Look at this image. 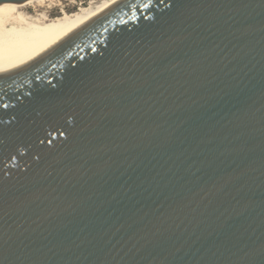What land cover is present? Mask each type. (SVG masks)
I'll list each match as a JSON object with an SVG mask.
<instances>
[{
  "label": "water",
  "instance_id": "obj_1",
  "mask_svg": "<svg viewBox=\"0 0 264 264\" xmlns=\"http://www.w3.org/2000/svg\"><path fill=\"white\" fill-rule=\"evenodd\" d=\"M0 264H264V0H123L0 57Z\"/></svg>",
  "mask_w": 264,
  "mask_h": 264
},
{
  "label": "bare ground",
  "instance_id": "obj_2",
  "mask_svg": "<svg viewBox=\"0 0 264 264\" xmlns=\"http://www.w3.org/2000/svg\"><path fill=\"white\" fill-rule=\"evenodd\" d=\"M51 0H24L0 3V57L44 38H53L79 29L123 0H111L98 6L79 7L75 12H62L48 19L41 8ZM32 8L35 15H29ZM39 11V13H37Z\"/></svg>",
  "mask_w": 264,
  "mask_h": 264
},
{
  "label": "rangeland",
  "instance_id": "obj_3",
  "mask_svg": "<svg viewBox=\"0 0 264 264\" xmlns=\"http://www.w3.org/2000/svg\"><path fill=\"white\" fill-rule=\"evenodd\" d=\"M109 1L111 0H51L46 3V6L41 8L40 12L45 11L47 18L53 19L55 17H60L62 12L69 14L75 12L79 7L103 5ZM26 12L29 15H35L32 8H27ZM37 13H39V11Z\"/></svg>",
  "mask_w": 264,
  "mask_h": 264
},
{
  "label": "snow or ice",
  "instance_id": "obj_4",
  "mask_svg": "<svg viewBox=\"0 0 264 264\" xmlns=\"http://www.w3.org/2000/svg\"><path fill=\"white\" fill-rule=\"evenodd\" d=\"M144 7H148V4H145Z\"/></svg>",
  "mask_w": 264,
  "mask_h": 264
}]
</instances>
